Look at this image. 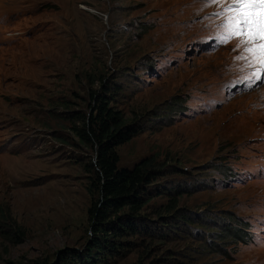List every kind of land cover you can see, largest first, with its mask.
Segmentation results:
<instances>
[{
  "label": "rangeland",
  "instance_id": "obj_1",
  "mask_svg": "<svg viewBox=\"0 0 264 264\" xmlns=\"http://www.w3.org/2000/svg\"><path fill=\"white\" fill-rule=\"evenodd\" d=\"M226 6L0 0V264H90L94 149L67 115L104 85L140 131L118 168L155 173L134 230L92 264H264V77L216 38ZM232 222L244 239H221Z\"/></svg>",
  "mask_w": 264,
  "mask_h": 264
},
{
  "label": "trees",
  "instance_id": "obj_2",
  "mask_svg": "<svg viewBox=\"0 0 264 264\" xmlns=\"http://www.w3.org/2000/svg\"><path fill=\"white\" fill-rule=\"evenodd\" d=\"M107 89L104 85L102 92L91 94L88 113L72 112L67 115L72 125L71 131L94 149V157L85 169L91 175L88 191L98 196L88 210L92 237L83 260L90 264L91 254L99 257L113 252L115 247L111 238L134 230L132 214L140 210L141 190L154 179L155 173L153 162L147 158L141 159L131 169L118 168L116 147L130 141L140 131L135 125L126 124L123 114L110 105ZM124 208L133 213L119 216V211ZM230 225L225 230L226 234L220 235L221 239L226 235L244 239L249 229L247 225L238 222ZM2 232L7 234L6 231Z\"/></svg>",
  "mask_w": 264,
  "mask_h": 264
},
{
  "label": "snow or ice",
  "instance_id": "obj_3",
  "mask_svg": "<svg viewBox=\"0 0 264 264\" xmlns=\"http://www.w3.org/2000/svg\"><path fill=\"white\" fill-rule=\"evenodd\" d=\"M209 4L224 5L215 13L222 20L217 39L228 43L239 39L245 55L237 59L254 66L253 77H264V0H208Z\"/></svg>",
  "mask_w": 264,
  "mask_h": 264
}]
</instances>
